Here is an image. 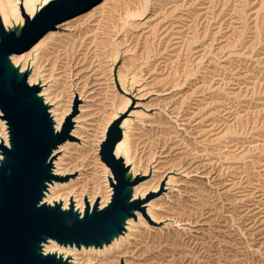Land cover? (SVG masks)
Segmentation results:
<instances>
[{
	"label": "rangeland",
	"instance_id": "374dc122",
	"mask_svg": "<svg viewBox=\"0 0 264 264\" xmlns=\"http://www.w3.org/2000/svg\"><path fill=\"white\" fill-rule=\"evenodd\" d=\"M52 32L24 69L37 58L47 102L78 127L44 201L110 197L99 145L123 110L136 191L155 194L156 222L141 212L118 246L69 261L264 264V0H101Z\"/></svg>",
	"mask_w": 264,
	"mask_h": 264
},
{
	"label": "water",
	"instance_id": "95a60500",
	"mask_svg": "<svg viewBox=\"0 0 264 264\" xmlns=\"http://www.w3.org/2000/svg\"><path fill=\"white\" fill-rule=\"evenodd\" d=\"M101 0H48L40 4L33 13H27L19 5L22 21L17 19L15 28L6 27L0 16V101L8 145L0 143V155L11 151L15 144L18 157L16 167L0 170V237L3 239L2 254L6 264H11L23 251L35 254L37 264H69V257L57 251H44V245L54 241L58 245L81 248H100L109 245L114 236L126 231V220L135 212H144L141 205L155 196L150 193L143 199H132V188L142 176L128 175L131 166L123 156L115 154L116 145L122 140V121L127 110L119 113L107 126L104 139L99 145L100 160L108 167L111 194L108 202L99 206L95 200L92 207L86 203L82 212L70 201L66 208L60 201L48 203L44 196L54 181L66 178L53 173V152L66 141L72 140L73 115L65 117L61 127L53 125L50 105L38 94L39 83L29 84V67L21 71L14 65L10 55L29 50L47 32L57 29L69 20L98 4ZM51 4V6H49ZM20 23V24H19ZM27 95L37 101L36 105H25L22 98ZM54 131L49 134V128ZM20 164L29 172V183L21 189L17 176ZM42 199L41 210L35 211L32 201ZM38 250V251H37Z\"/></svg>",
	"mask_w": 264,
	"mask_h": 264
},
{
	"label": "bare ground",
	"instance_id": "6f19581e",
	"mask_svg": "<svg viewBox=\"0 0 264 264\" xmlns=\"http://www.w3.org/2000/svg\"><path fill=\"white\" fill-rule=\"evenodd\" d=\"M36 1H38V0H11V4L10 5H6L5 7H4V9L2 8V9H0V16H1V19H2V21H3V23H4V25L7 27L8 26V23H9V21H8V16H7V13H8V10H9V12H12V15H14L15 16V18H16V20L18 19L19 20V22L20 21H22V20H20L21 19V17H20V14H19V5H23V7H24V9H25V11L27 12V13H29V11H30V9H31V7L36 3ZM46 2V0L45 1H43L42 3H45ZM12 3H14V4H12ZM7 12V13H6ZM20 24V23H19ZM53 32H52V30L51 31H49V32H47L44 36H43V38L41 37V40L42 39H44V38H46V37H49L51 34H52ZM39 48H37V49H34L31 53H34V52H37V50H38ZM27 52V51H26ZM26 52H24V53H21V54H12V55H10V60H11V62L14 64V65H16V64H18V63H20V62H23V64H22V66H20L21 67V71H23V70H25L24 69V66H25V64H26V58L28 57H25V53ZM30 53V54H31ZM29 54V55H30ZM17 55H22V58L20 59V60H18L17 61V59H16V56ZM37 57V53H35V58ZM36 63H37V58L35 59V60H33L31 63H30V67H29V76H28V83L29 84H36V83H39L40 84V86L42 87L41 88V91H40V93L38 94L40 97H43L44 98V100L47 102H50V98L48 97V93L46 94L45 92H44V89L46 90V88L47 87H49L50 85H48L47 84V82L45 81V82H43V80H42V76H41V71H40V69H38V71L39 72H37V74H38V76H37V78H33V74H34V72H35V70H36ZM28 68V67H27ZM42 83V84H41ZM121 87V86H120ZM122 91H124V90H122ZM124 93H126L125 91H124ZM128 94H130L129 92H127ZM126 93V94H127ZM131 95V94H130ZM131 102V100L128 98V103H126L127 105L129 104ZM50 110H49V113H51V117H52V120H53V125H54V128L56 129V130H58L60 127H61V125H62V122H63V120L65 119V117L66 116H68L69 115V112L68 111H66V112H59V109L57 108V107H55L56 105H55V103H53V102H51L50 104ZM70 111V110H69ZM125 110H123V111H121V112H119V113H122V112H124ZM119 113H115L114 115H113V117H112V120L114 119V118H116L117 116H118V114ZM129 116L130 117H134V114H133V112H131L130 114H129ZM130 117H128V118H125L123 121H122V124H121V127H122V134H123V137H122V140L116 145V148H115V154L117 155V156H120V155H123V157H124V159H125V163L127 164V165H129V166H131V168H130V171H129V173H128V175L130 176V177H134L135 175H137L138 174V170L136 169V167H135V164H132V162H130V159H131V154H130V150H129V143H128V140H127V133H126V131H128L129 132V129L127 128V125H128V121H127V119H130L131 120V118ZM75 118H77V117H74L73 118V123H74V126H73V128H72V130H71V135L73 136V133L75 134L76 133V129H77V123L78 122H75ZM1 120V119H0ZM2 121V120H1ZM2 123H3V130H4V135L3 134H0V143H3V144H5V145H8V139H7V133H6V129H5V125H4V122L2 121ZM75 128V129H74ZM74 129V130H73ZM74 137V136H73ZM74 138H76V137H74ZM69 145V141H66V142H64L63 144H61V145H59V147L53 152V154H55L56 155V153H58V152H62V151H59V150H61V149H63V148H65L66 146H68ZM59 158V157H58ZM57 160V159H56ZM56 160L54 159V162L52 163L53 164V173H54V175H56V176H63L62 175V173L61 172H59L58 171V166H59V163L58 162H56ZM104 164V163H103ZM105 165V164H104ZM106 166V165H105ZM137 171V172H136ZM105 180H107V178H109V177H111V173H110V171H109V169L107 168V171L105 170ZM106 175H107V178H106ZM142 183V182H141ZM60 184H62V183H60ZM140 184V183H139ZM139 184H137V185H139ZM137 185L136 186H134L133 188H132V199H143L144 198V196L149 192V191H152L153 192V190L150 188L147 192H143L142 190H139V191H136V187H137ZM56 188H58V182H56V181H54L53 183H51L49 186H48V190L46 191V193H45V196H44V199H46V198H48L49 199V197H50V195H52L54 192H55V190H56ZM156 188V187H155ZM157 189H155L154 191H156ZM77 197V196H76ZM82 200V201H81ZM108 200H109V196H108V198H107V200L103 203V201H100L99 202V206L100 207H103L107 202H108ZM151 200H153V199H150V200H148V201H146V202H144L142 205H141V207H142V209L143 210H145V213H146V216L150 219V218H153V213H152V210H151V205H152V203L150 202ZM57 201V200H56ZM69 201H72V203H73V205H74V207L76 208V209H80V212H82L83 211V209H84V207H85V204L87 203L88 205H89V207H92L93 206V204H94V202H95V200H94V197H93V195L92 196H90L89 198H88V200L86 199V200H83V199H77V198H75L74 197V199L72 200V199H68L67 200V204L65 203V200L63 201V207L64 208H66L67 207V205H68V203H69ZM80 202V203H79ZM50 203V202H49ZM80 205V206H79ZM135 214H136V218H137V221H135L134 219H132V218H130V219H127L126 220V225H125V227H126V231L124 232V234L123 235H118V236H114L113 237V239H112V241H111V243L109 244V245H102V247H100V248H94L93 246H89L88 248H85V247H83V246H81V248H80V250L81 249H83L84 251H87V250H89V249H92L93 251H97V252H103L104 251V249H106V248H109V247H112V245H114L115 243H117V246L120 244V240L122 239V237H125L126 236V234L128 233V231H129V226H130V224H131V221H133V222H139V218H138V214H140L141 215V212H135ZM142 216V215H141ZM145 216V215H144ZM145 218V217H144ZM150 221H152L151 219H150ZM152 222H156V221H152ZM55 247H57V248H55ZM52 248H54V249H52ZM66 249H76L75 247H70V246H60V245H58L57 243H55L54 241H50V242H48L47 244H45L44 245V251H48V250H50V251H57L58 253H64L65 255L64 256H66V257H69V255H73V254H71V253H69V252H66L65 250ZM77 250V249H76ZM69 264H74V262H73V257H71V261H69Z\"/></svg>",
	"mask_w": 264,
	"mask_h": 264
},
{
	"label": "snow or ice",
	"instance_id": "6c2138e0",
	"mask_svg": "<svg viewBox=\"0 0 264 264\" xmlns=\"http://www.w3.org/2000/svg\"><path fill=\"white\" fill-rule=\"evenodd\" d=\"M48 2V0H46ZM51 6V4L49 5ZM22 103L25 105H36L37 101L33 99L32 97L27 95V92L25 91V94L22 98ZM3 107L2 101H0V108ZM4 118V112L0 111V119ZM49 134H51L54 131V128H49ZM18 165V157L15 152V144L12 145L11 151H5L3 155H0V170L3 168H10V167H16ZM29 172L28 168L25 164H20L17 181L18 185L21 189H24L27 187L29 183ZM43 203L42 199H40L39 196H37L36 199L32 201V207L35 211H40V205ZM3 246V239L0 237V250H2ZM38 251V250H37ZM0 264H6V262L3 259L2 254H0ZM11 264H37V261L35 259V254L28 255L21 251L17 257L11 261Z\"/></svg>",
	"mask_w": 264,
	"mask_h": 264
}]
</instances>
